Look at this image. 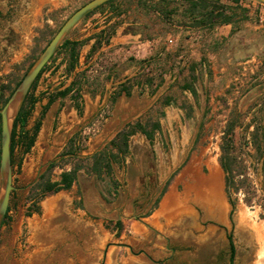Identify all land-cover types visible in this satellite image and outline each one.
<instances>
[{
    "label": "rangeland",
    "instance_id": "obj_1",
    "mask_svg": "<svg viewBox=\"0 0 264 264\" xmlns=\"http://www.w3.org/2000/svg\"><path fill=\"white\" fill-rule=\"evenodd\" d=\"M88 1L0 0V109L1 99L10 96L64 22ZM222 1L237 5L236 0ZM239 4L245 10L237 8L232 24L207 29L183 18L185 6L177 1L114 0L71 29L29 91L36 101L25 127L17 125L18 134L32 135L40 122L30 150L18 143L12 153L15 188L0 230V264H101L108 243L139 244L137 238L147 230L130 214L140 189L130 184L120 194L106 189L111 197L106 200L101 181L116 184L123 169L115 164V172L103 178L94 172L96 166L111 169L107 155L114 149L105 139L131 122L148 127L161 117L165 98L188 117L177 168L186 161L143 220L157 215L172 186L177 230L179 225L189 231L195 227L198 238L214 234L216 226L200 223L217 220L206 207L223 211L222 222L231 229L220 163L223 149L230 146L225 155L236 202L233 232L241 249L252 248L250 257L244 252L236 263L264 264V254L259 257L264 244V3ZM65 41L78 43L76 59ZM68 87L65 97L57 96ZM143 139L132 136L129 157L137 171ZM73 168L78 178L70 189L43 194L46 181L59 180ZM213 170L218 181L215 199H209L211 187L203 181ZM119 206H126L128 216L121 218V226L115 223ZM181 242L177 239V253L189 263V244ZM142 261L112 245L104 264Z\"/></svg>",
    "mask_w": 264,
    "mask_h": 264
},
{
    "label": "flooded vegetation",
    "instance_id": "obj_2",
    "mask_svg": "<svg viewBox=\"0 0 264 264\" xmlns=\"http://www.w3.org/2000/svg\"><path fill=\"white\" fill-rule=\"evenodd\" d=\"M194 91L197 92L198 88H194ZM194 91L192 92L194 93ZM187 120V115L181 111L177 113L174 102L171 99L165 98L163 100L161 117L158 120L153 121L148 127L141 123L137 126L135 123V126L131 128L133 132L129 133L126 144L122 140L113 143L115 138L109 142V145L114 149V151H110L107 155L108 160L106 164L111 168L110 171L98 166L95 167L94 173L97 178L110 175L109 172L113 174L115 172V164L119 165L120 169H123V178L121 179L119 176L114 178L117 181L116 184L113 181H101L103 185L100 188L101 195L106 200H111L106 189L116 190L117 194H120L121 191L125 190V186L130 184L132 188L137 189L138 187L141 191L139 197H136L132 202L133 210L130 217L141 223L147 230V235L144 234L137 238L139 244L134 245L133 243L126 242L127 247H125L128 255L142 257L143 261L136 262V264H237V259L240 260L244 254L250 257L252 253L251 247H248L244 251L235 241V233L233 232L235 211L231 218V205L228 196L227 200L230 205L228 220L231 223V229L222 222L223 211L221 213L210 212L206 207L207 213L214 214L217 220H212V222H202V219L200 220L202 226H205L207 223H212L216 226L217 229L214 234L201 235L202 237L198 238L199 233L195 227L189 231L185 226L179 225V230L176 229V226H173L171 228L172 232L167 235L149 221L143 220V217L148 215L149 211L147 209L149 205L155 201L154 207L158 203L159 197L166 192L177 171L183 167L186 161L177 168V161L182 158L177 157V147H179L178 151H182L181 146L182 140L185 137V130L187 128L189 130ZM126 126L129 129V126ZM137 133L144 138L141 145L142 155L138 158V171L135 170L129 157L133 146L132 136ZM262 163L264 165V155ZM96 165H99V163H96ZM125 208L126 206L117 207L119 218L115 221L116 224L121 223V218L128 217ZM223 233L224 236L222 235ZM177 234H180L178 238ZM156 239L159 242H156ZM177 239L183 241L184 243L181 242L183 244H189L188 246L191 250V254L187 257L190 260L189 263L186 259L183 261L180 259L181 257L177 253L180 250V247L177 246Z\"/></svg>",
    "mask_w": 264,
    "mask_h": 264
},
{
    "label": "trees",
    "instance_id": "obj_3",
    "mask_svg": "<svg viewBox=\"0 0 264 264\" xmlns=\"http://www.w3.org/2000/svg\"><path fill=\"white\" fill-rule=\"evenodd\" d=\"M114 0H109L106 3H111ZM168 3L170 0H163V2ZM179 2L181 5L185 6V9L183 10L182 17L188 18L190 21V24L195 27L200 28H207V29H213L220 25L225 24H232L235 21V18L238 15L237 8L245 10L242 5L239 4V0H236L237 5L236 7H233L227 3H224L222 0H173ZM104 3V4H106ZM103 4V5H104ZM103 5L97 7L100 8ZM96 8V9H97ZM176 10V9H175ZM178 10V9H177ZM90 14V13H89ZM71 44L72 46V57L76 59L77 54L75 53V47L78 44L77 42H68L65 41V43ZM45 67L42 69L40 74L44 71ZM40 76V75H39ZM71 91V87L66 88L65 90H62L57 93V96L65 97L69 92ZM12 93V92H11ZM127 94L129 92L127 91ZM11 95V94H10ZM30 92L27 94L23 105L18 113V116L16 118L14 128L12 131V142H11V151L13 153L14 148L16 144L21 143L25 146V150L29 151L32 147L36 134L40 127V122H38L34 128V132L32 135H29L28 131L23 130L21 133H17V125L20 124L22 128L25 127L28 117L31 113V109L35 103V99L30 98ZM8 97L5 99H1L2 104L4 105L7 101ZM29 100L30 105H26ZM137 126L140 125V123H136ZM129 129H125L121 131L113 140V143H116L118 141H123L126 144V141L128 139L129 133L133 132L132 127L135 126V124H128ZM0 134H1V114H0ZM230 146L228 148L223 149V155L221 156V166L226 174V192L229 199V203L231 205V218L233 216V213L236 209V202L233 198L231 187L233 184V176L231 171V165L230 160L225 154H228L230 151ZM101 153H99L100 155ZM96 157V163H99L97 161L98 155H95ZM13 163V160H12ZM54 164H51L50 166H53ZM78 174V168H73L69 171H64L61 174V178L56 181L48 180L43 184V194L46 195L48 193L58 192L63 189H70L74 182L76 181ZM119 226H121V223H119Z\"/></svg>",
    "mask_w": 264,
    "mask_h": 264
},
{
    "label": "water",
    "instance_id": "obj_4",
    "mask_svg": "<svg viewBox=\"0 0 264 264\" xmlns=\"http://www.w3.org/2000/svg\"><path fill=\"white\" fill-rule=\"evenodd\" d=\"M109 0H90L80 8H78L60 27L57 33L49 41L47 46L32 63L22 80L13 90L7 101L0 109L1 114V149H0V230L8 212L11 193L14 190L13 185V163H12V131L18 113L23 105V102L29 93L33 83L38 75L55 54L67 34L71 29L86 15L92 12L97 7L103 5ZM264 3V0H259ZM90 205V203H89ZM86 208L94 213V208L86 206ZM127 247L123 242L108 243L103 251L102 263H105L109 247Z\"/></svg>",
    "mask_w": 264,
    "mask_h": 264
},
{
    "label": "crops",
    "instance_id": "obj_5",
    "mask_svg": "<svg viewBox=\"0 0 264 264\" xmlns=\"http://www.w3.org/2000/svg\"><path fill=\"white\" fill-rule=\"evenodd\" d=\"M126 94H127V92H126ZM128 124H135V123L131 122ZM128 124H126V125H128ZM126 125L122 129L118 128L116 130L117 133L114 136H112V138H106L105 141H107L108 139H110V141L112 139H114L119 132L127 129ZM175 180H177V176H176ZM150 217L151 218L148 221L152 225L157 227L158 229L164 231L165 234H166V230L168 231L173 226H176V228H177V192H176V188H172V186H170L169 192H167V194L165 195V197L161 203V206L157 211V215H153Z\"/></svg>",
    "mask_w": 264,
    "mask_h": 264
},
{
    "label": "bare ground",
    "instance_id": "obj_6",
    "mask_svg": "<svg viewBox=\"0 0 264 264\" xmlns=\"http://www.w3.org/2000/svg\"><path fill=\"white\" fill-rule=\"evenodd\" d=\"M218 181V171L217 170H213L212 174L209 176L208 179H205V181H203L204 183H206L208 186L211 187V189H209V191L206 192L207 194V198H213V189L215 188V185L217 184ZM215 199V197H214ZM264 254V244L262 245L260 251H259V257L261 258Z\"/></svg>",
    "mask_w": 264,
    "mask_h": 264
}]
</instances>
